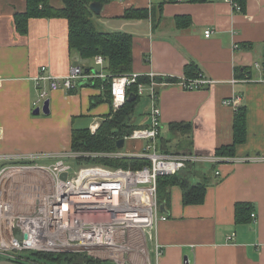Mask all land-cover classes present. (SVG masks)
Instances as JSON below:
<instances>
[{"label": "crops", "instance_id": "crops-1", "mask_svg": "<svg viewBox=\"0 0 264 264\" xmlns=\"http://www.w3.org/2000/svg\"><path fill=\"white\" fill-rule=\"evenodd\" d=\"M98 2L103 7L100 15L94 14L95 25L133 36V73L155 72L179 81L194 63L200 74L215 81L200 90L177 83L161 88V149L216 157L218 148L233 142L237 108L247 109V140L236 156L194 166L192 184H208L204 203L186 206L182 188H171L164 213L168 221L154 231L150 264H264V72L254 68L264 63V0H246L244 13L225 0ZM51 4L61 6L60 0ZM26 8V0H0V155H58L71 151L73 130L99 127L113 107L103 86L84 84L73 92L50 91V115L33 114L36 78L43 67L46 75L64 79L74 67L95 69V58L82 60L70 52L69 24L63 18H32L27 34H20L14 16ZM134 9L146 13L127 17ZM186 16L190 25L179 27L176 19ZM208 29L211 38L205 37ZM241 68H248L250 76L240 77ZM42 85L50 90L49 82ZM225 100L234 103L225 105ZM148 112L145 97L133 125L145 127ZM172 123H188L191 129L173 131ZM144 146L130 141L127 152ZM237 203L250 204L256 218L238 223Z\"/></svg>", "mask_w": 264, "mask_h": 264}, {"label": "built area", "instance_id": "built-area-1", "mask_svg": "<svg viewBox=\"0 0 264 264\" xmlns=\"http://www.w3.org/2000/svg\"><path fill=\"white\" fill-rule=\"evenodd\" d=\"M225 1L240 13L238 2ZM212 34L211 29L205 31L206 38H211ZM94 62L95 69L74 67L64 79L46 75L47 69L43 67L36 78L38 97L33 103L34 108H43L49 100L50 91L61 89L73 92L83 80L95 83L96 79H108L104 58L97 56ZM254 68L264 72V63H256ZM93 69L99 75L93 74ZM141 78L148 81L139 82ZM169 80L167 75L150 72L118 75L112 77L110 82L111 104L115 111L126 104L128 91L134 85L138 87V94L149 100V123L124 138L126 142H144L142 150L125 153L122 150L110 153L67 151L40 156L0 155V260L19 264H51L37 259L33 254L82 253L116 264H150L149 241L154 240L158 225L168 221L159 203V177L177 175L191 164H216L220 160L198 154L165 153L160 149L161 88L177 83L186 90H200L215 84L202 74L195 79L184 77L176 82ZM44 82L50 83V90L41 88ZM233 103L234 100L223 101L225 105ZM97 129L94 126L90 130L95 134ZM41 157L56 161L52 164H35ZM80 157L142 160L146 163L139 169L81 165L73 171L65 159L77 161ZM65 173L67 178L63 180L61 175ZM255 218L256 215L252 214V219ZM155 253L158 257L162 254L158 244Z\"/></svg>", "mask_w": 264, "mask_h": 264}, {"label": "trees", "instance_id": "trees-1", "mask_svg": "<svg viewBox=\"0 0 264 264\" xmlns=\"http://www.w3.org/2000/svg\"><path fill=\"white\" fill-rule=\"evenodd\" d=\"M52 0H26L27 8L24 12L16 13L14 24L16 30L22 34H27L28 23L32 18H63L69 24V47L70 52L78 55L82 60H91L97 56H102L106 62L105 70L108 79L97 80L95 86H103L105 97L111 100L109 85L112 77L133 73V36L124 32H105L95 25L94 13L90 6L93 2L101 0H60L61 6L56 7L51 4ZM193 2H204L205 0H190ZM241 6L240 13L245 12L246 0H235ZM144 10H130L127 17L133 18L145 14ZM177 25L187 27L191 23L189 17H178ZM248 68L238 69L240 77L249 75ZM187 79H195L200 75L198 65L190 63L185 68ZM146 78H141L139 82H147ZM176 82V79L169 80ZM133 95L135 101L126 104L115 111L112 108L110 114L100 123L96 133H92L89 128L75 129L72 132L71 151L79 153H110L116 152L118 140L131 135L139 127L131 124L136 108L142 97L138 94L137 85L132 86L128 91V96ZM173 131H189L190 124L172 123ZM233 142L224 145L216 150V157L232 158L236 156L237 147L247 140V109L239 107L234 118ZM163 142V140H162ZM161 149V148H160ZM167 153L166 149H161ZM79 165H103L111 168H133L139 169L145 165L142 160L112 159L103 157H80L77 159ZM195 164L189 165L185 170L177 175L161 176L158 179L159 203L169 204L174 186H180L183 190V203L189 205H201L204 203L208 184L200 182L192 184V174H195ZM252 207L248 203L236 204V221L245 223L252 221ZM37 259L50 262L51 264H76L75 258L70 254H33ZM78 264H102V261L93 258L85 259L84 263Z\"/></svg>", "mask_w": 264, "mask_h": 264}, {"label": "water", "instance_id": "water-1", "mask_svg": "<svg viewBox=\"0 0 264 264\" xmlns=\"http://www.w3.org/2000/svg\"><path fill=\"white\" fill-rule=\"evenodd\" d=\"M102 4L100 2H93L90 6L92 12L95 14V15H100L101 11H102ZM87 72H89V70H87ZM93 74H96V75H99V72L97 70H92L91 71ZM88 85V86H95V83H89L87 80H83L80 84V86H83V85ZM128 100L130 102H133L135 101V97L133 95L129 96ZM44 113L45 115H50L51 111H50V100H47L45 102V105L43 106L42 109L38 108V109H35L33 114L35 116H38L40 115L41 113ZM125 145H126V141L124 138L120 139L117 141L116 143V148L117 150L121 151L125 148ZM67 178V173L61 175V179L63 180H66ZM161 211L163 213L166 212V205L165 203H162L161 204ZM0 264H19V263H15V262H11V261H7V260H0Z\"/></svg>", "mask_w": 264, "mask_h": 264}, {"label": "rangeland", "instance_id": "rangeland-1", "mask_svg": "<svg viewBox=\"0 0 264 264\" xmlns=\"http://www.w3.org/2000/svg\"><path fill=\"white\" fill-rule=\"evenodd\" d=\"M96 26H97V28L99 29V30H103V31H107V30H105V29H103V28H101V27H99L97 24H96ZM98 70L100 71L101 70V67H99L98 68ZM145 103V97H143L142 99H141V101L139 102V104H138V109H137V113H140V111H141V105L142 104H144ZM112 105V104H111ZM113 107V106H112ZM34 110L35 109H33V112H34ZM38 116H48V115H45L43 112L40 114V115H38ZM37 116V117H38ZM135 116V115H134ZM135 123V120H133L132 119V121H131V124H134ZM128 147H129V142H126V145H125V148L122 150V152H127L128 151ZM182 149H180V150H178L179 152H182L181 151ZM176 153V154H184V153ZM66 160V162L68 163V164H70L72 167H73V171H76L77 169H79L80 168V166L81 165H79L78 164V162L75 160V159H71V158H67V159H65ZM50 164V162H42L41 160H37V161H35V164ZM151 242L149 241V248L151 249ZM70 256L71 257H74L75 258V263L76 264H78V263H84V261H85V259H88L89 257L87 256V255H85V254H82V253H78V254H70ZM151 260H152V262L154 263V261H155V255H154V253H151ZM55 264V263H54ZM61 264V263H60ZM102 264H116V263H114V262H112V261H109V260H107V261H102Z\"/></svg>", "mask_w": 264, "mask_h": 264}]
</instances>
